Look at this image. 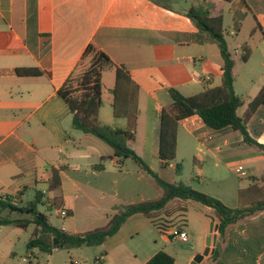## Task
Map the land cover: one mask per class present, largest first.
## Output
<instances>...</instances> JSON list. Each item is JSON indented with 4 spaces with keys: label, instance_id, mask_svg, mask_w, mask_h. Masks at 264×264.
I'll return each instance as SVG.
<instances>
[{
    "label": "crops",
    "instance_id": "crops-1",
    "mask_svg": "<svg viewBox=\"0 0 264 264\" xmlns=\"http://www.w3.org/2000/svg\"><path fill=\"white\" fill-rule=\"evenodd\" d=\"M200 2L210 4L211 16H222L233 59V88L238 96L234 73L237 61L246 69L239 74L248 90L245 98L239 96L242 105L237 114L242 115L264 85V0H0V198L17 197L18 205H22L34 199L26 200L28 191H33L34 197L41 191L44 203L54 206L62 220L54 226L78 234L70 230L77 214H83L84 219L104 218V227L116 211L115 205L147 200V193L155 190L154 181L138 164L129 165L127 159L113 156L109 145L75 129L69 106L57 93L65 81L80 77L79 67L84 62L83 68H87L98 50L115 65L126 66L138 87L134 138L128 145L161 178L176 182L165 170L175 172L178 130L175 158L165 161L159 157L161 112L172 102L168 89L191 96L222 84L219 47L185 14ZM88 45L93 52L85 55ZM255 51L260 52L258 64L262 67L257 83L246 67ZM18 68H37L40 74L21 75ZM114 79L113 69L105 66L98 120L103 125L124 128L128 120L113 113ZM180 123L192 138L186 145L198 166L193 188L230 207L247 206L264 198L261 147L245 142L239 131L229 127L218 131L208 128L198 115ZM247 131L264 148V105L250 116ZM206 134L211 137L207 139ZM231 161L246 169V176L237 177L248 180L245 185L231 183L220 175L218 164L227 166ZM204 164L212 167L204 172ZM53 169L60 175V185L55 189L49 188ZM252 188L259 191L251 192ZM242 190L247 193L241 202ZM156 193L159 197L161 190ZM172 202L185 205V214L189 206L195 207L200 216L197 228L185 216L181 229L189 236L188 250L180 258L178 252L167 248L175 226L161 230L142 213H135L99 245L105 264L112 254L118 257L129 251L122 243L138 234L140 228L154 236L152 242L134 252L135 258L138 253L141 256L137 264H144L159 250L169 253L174 264H189L195 254L201 253L210 223L217 224L213 210L192 200ZM62 210L65 215H61ZM160 217L165 220L169 215ZM12 226L0 225V264H57L55 254L64 248L61 246L45 253L29 245L16 261L13 235L23 228ZM214 233L210 249L217 248L219 254L216 260H209L210 264H264V210L230 224L222 237L217 230ZM41 254L47 257L45 261L40 260Z\"/></svg>",
    "mask_w": 264,
    "mask_h": 264
},
{
    "label": "trees",
    "instance_id": "trees-1",
    "mask_svg": "<svg viewBox=\"0 0 264 264\" xmlns=\"http://www.w3.org/2000/svg\"><path fill=\"white\" fill-rule=\"evenodd\" d=\"M210 4L200 2L191 5L185 14L193 21L197 28L205 33L208 38L219 47L222 57V84L217 87L208 88L198 94L185 96L175 88L168 89L172 102L168 107L162 109L159 132V157L162 160H172L176 156L177 130L181 120L193 115H198L208 128L215 131L223 128H231L241 133L243 140L250 144H258L247 131V122L255 110L264 105V85L258 94L248 103L247 109L242 115L237 114V109L242 105L241 98L233 88V59L227 47L223 31L222 16L210 15ZM242 57H247V49ZM93 52L88 45L84 54ZM107 66L114 71V87L112 93L113 113L115 117H123L128 120L127 127H110L103 125L98 120V110L101 106V72ZM17 73L21 75H38L37 68H18ZM65 81L58 89V95L67 103L72 113V125L75 129L84 133L92 134L113 150V156L120 159H132L139 167L147 173L155 185L161 190V195L152 200L138 201L130 204H118L113 208L116 210L110 215L106 226L94 228L83 233H68L65 230L52 225L46 214L37 210V205L44 203L43 192L36 191L32 201L22 205H14L11 198H0V225H13L26 229L30 224L35 225L31 247L39 251L49 253L55 247H91L101 245L108 237L115 234L126 219L135 213H142L151 220L158 228L164 230L168 225L159 220L161 214L170 215L166 209L174 200H192L213 210V217L217 221V232L224 236L226 228L240 219L248 217L257 211L264 210V198L256 199L246 205L230 207L219 198L197 190L183 182H169L161 178L151 170L148 164L128 145V141L134 138V128L137 117L136 96L137 85L131 80L129 71L124 65H115L102 51H94L90 64L84 71L78 82L80 95L74 97L69 85ZM175 172H181L180 164H175ZM60 175L56 169L52 170L49 188H58ZM256 190V191H255ZM258 192L259 188H252L251 192ZM240 199L246 196L247 191H240ZM22 207L24 210L33 209L28 212L31 217L20 216V212L12 210ZM180 216L185 215L186 206L180 205L176 208ZM17 214L18 216H14ZM58 243L54 245L53 239ZM219 251L209 255L214 261ZM144 264H174V258L164 250L157 251ZM200 264H205L201 262ZM210 264V263H206Z\"/></svg>",
    "mask_w": 264,
    "mask_h": 264
},
{
    "label": "rangeland",
    "instance_id": "rangeland-1",
    "mask_svg": "<svg viewBox=\"0 0 264 264\" xmlns=\"http://www.w3.org/2000/svg\"><path fill=\"white\" fill-rule=\"evenodd\" d=\"M261 55L260 52H254L251 55L250 61L247 64V69L251 71V75L253 76L252 79L257 83L258 81V73L261 72V68L259 66ZM240 63L237 61V65L234 69L235 77L237 78L236 83V89L239 93V96L242 98H245V96L248 94V90L245 88V86L241 83L239 74L242 70H246L245 67H241ZM85 67L84 62L79 67L80 69V77L82 75V69ZM79 78L73 77L69 80V85L72 90V95L74 97H78L80 95V91H78V82ZM239 78V80H238ZM178 134H179V145H178V151L176 156V163L180 164L181 166V172L175 173L170 169H167V173H172L174 175V178L176 182H183L187 185H194V181L196 178V169L198 166L196 165V161L194 160L193 153L191 149H189L187 143L191 144V137L187 134V131L185 130V127L180 123L178 124ZM127 163L129 165L134 164L135 162L132 159H127ZM213 164V163H212ZM212 164H204L203 170L204 172L208 171V166L212 167ZM238 164L237 161H231L229 165H223L218 164L220 167V175L224 176V178L228 181H231V183L239 182L242 185H245L248 180L246 179H239L237 178L235 172L233 171V167ZM240 164V163H239ZM232 166V167H231ZM172 171V172H171ZM154 189L152 192L150 191L147 193V200H152L157 198L156 191H159V188L154 184ZM198 190V189H197ZM34 198V192L28 191L26 194V200H32ZM181 202L178 203H171L167 207L166 211L170 214L168 218L165 220H161V223H164L168 226H175V228H183L185 225V216H187L188 220L190 221V225L197 228L200 216L197 213V209L195 207L189 206V213L183 216H180V214L177 211V207H179ZM69 204H65L64 207H68ZM200 205V204H199ZM37 210L40 212H43L48 217L49 221L53 225H59L61 219H58V212L55 211V207L51 206L49 207L46 203H40L37 205ZM14 216H18L17 214H14ZM20 216L23 217H31L29 213H22ZM74 227H71L70 230H77L78 233H83L88 230H92L94 228L101 227L105 224L104 218H95V219H84L83 214L79 213L76 215L74 220ZM13 227V226H12ZM35 229V225L31 224L26 229H17V235H13V240L15 243V247L12 249L14 252L13 258L17 261L19 260L20 256H23L25 253V250L29 245L32 243V236L33 231ZM216 233V232H215ZM154 234L146 228H140L138 230V234H134L133 237H127V239L124 241V246L129 250L127 253H124L123 256H118L116 254H112V256L107 257L105 259L106 264H137L141 260V256L138 252H136L137 257H134V252L141 250L143 247L147 246L150 242H152ZM155 236L158 238V236L155 234ZM167 248L169 250H173V252H178L179 258L182 255V252L185 250H188V244L187 242H181L176 236L172 238V241L167 245ZM104 254L102 253V247L101 246H91V247H69V248H62L61 250H58L55 254V259L57 261V264H99L97 262L98 257ZM42 256H39L40 260H44L47 258L45 254H41ZM210 255V254H209ZM205 256L206 260L204 263H209L210 257ZM25 256V255H24ZM202 261V262H203ZM73 262V263H72Z\"/></svg>",
    "mask_w": 264,
    "mask_h": 264
},
{
    "label": "water",
    "instance_id": "water-1",
    "mask_svg": "<svg viewBox=\"0 0 264 264\" xmlns=\"http://www.w3.org/2000/svg\"><path fill=\"white\" fill-rule=\"evenodd\" d=\"M12 210L18 211L20 213H28L32 212L33 209L24 210L22 207L13 208ZM218 224L214 223L213 221L210 223V233L206 236L205 240V248L201 253H197L194 255L193 259L189 262V264H200L205 256H208L209 253L213 252V249H210L211 244L215 242L216 234H212L213 231H216ZM54 245L58 243L57 239H53ZM32 245V243H31Z\"/></svg>",
    "mask_w": 264,
    "mask_h": 264
},
{
    "label": "built area",
    "instance_id": "built-area-1",
    "mask_svg": "<svg viewBox=\"0 0 264 264\" xmlns=\"http://www.w3.org/2000/svg\"><path fill=\"white\" fill-rule=\"evenodd\" d=\"M206 78H208V77L206 76ZM210 137H211L210 134H206L207 139H209ZM233 171L235 172V174L237 176L244 177L247 175V171L242 164H237L236 166H234ZM11 203L14 205H18L19 199L17 197H12ZM65 214H66V211L62 210L61 215H65ZM171 234L173 236H176L181 242H188L189 241V236H188L187 232L181 228H174L172 230ZM97 262H99L100 264H105L103 254L98 257Z\"/></svg>",
    "mask_w": 264,
    "mask_h": 264
}]
</instances>
